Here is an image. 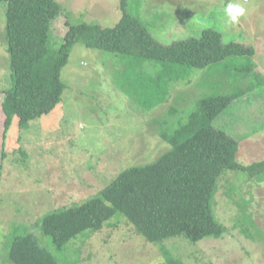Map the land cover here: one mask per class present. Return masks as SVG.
I'll list each match as a JSON object with an SVG mask.
<instances>
[{"label": "rangeland", "instance_id": "374dc122", "mask_svg": "<svg viewBox=\"0 0 264 264\" xmlns=\"http://www.w3.org/2000/svg\"><path fill=\"white\" fill-rule=\"evenodd\" d=\"M58 1L64 12L51 29L54 47L68 31V17L72 24L104 27L122 17L121 0ZM227 2L130 0L129 10L166 44L212 28L222 33L224 44L253 46V57L192 68L142 101L134 77L141 68L155 74L162 67L147 61L134 68L127 57L77 43L62 69V101L28 127L15 117L7 131L3 102L11 67L4 35L7 3H0V264H17L9 260L10 247L25 231L39 235L60 264H264V170L252 175L227 170L220 177L214 209L227 228L220 238L192 242L176 236L155 243L117 213L103 229L84 231L59 249L38 226L45 214L95 196L127 167L157 160L172 147L165 134L173 135L208 95L246 90L213 125L239 141L238 162L264 161V0H240L246 15L225 28L220 17Z\"/></svg>", "mask_w": 264, "mask_h": 264}, {"label": "trees", "instance_id": "16d2710c", "mask_svg": "<svg viewBox=\"0 0 264 264\" xmlns=\"http://www.w3.org/2000/svg\"><path fill=\"white\" fill-rule=\"evenodd\" d=\"M2 2L7 3L4 35L11 67V83L5 88L3 102L6 131L15 117L22 127H28L30 121L51 113L62 101L66 88L62 69L77 43L127 57V63L134 68H141L139 64L143 63L145 66L147 61L155 63V68L162 67L155 74L141 68L134 77L135 83L141 85L142 101L143 97L154 99L159 86L167 87L168 82L190 74L192 68H213L227 58L253 57L255 53L253 46L242 42L224 44L222 33L212 28L199 37L161 42L129 10L130 0H121L122 17L113 27L72 24L67 15L68 31L60 46L54 47L51 29L64 12L58 0ZM245 93L237 89L203 97L186 123L173 135L165 134L172 147L157 160L127 167L95 196L45 214L38 220L39 230L63 249L80 233L99 231L121 213L140 234L155 243L176 236L192 242L222 237L227 228L214 209L220 177L227 170L250 175L264 170V161L250 165L238 162L239 141L213 125L214 119ZM156 103L158 99L153 105ZM1 200L0 190V208ZM10 249L9 260L14 258L17 264H60L32 231L17 233Z\"/></svg>", "mask_w": 264, "mask_h": 264}, {"label": "clouds", "instance_id": "9594fccd", "mask_svg": "<svg viewBox=\"0 0 264 264\" xmlns=\"http://www.w3.org/2000/svg\"><path fill=\"white\" fill-rule=\"evenodd\" d=\"M247 9L240 0H228L222 9L223 15L220 17L222 25L227 28L239 23L240 19L246 15Z\"/></svg>", "mask_w": 264, "mask_h": 264}]
</instances>
